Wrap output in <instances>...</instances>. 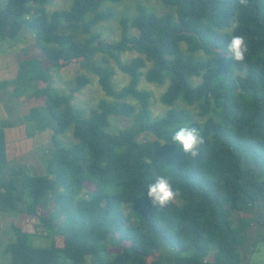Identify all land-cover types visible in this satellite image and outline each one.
Wrapping results in <instances>:
<instances>
[{"label":"trees","instance_id":"obj_1","mask_svg":"<svg viewBox=\"0 0 264 264\" xmlns=\"http://www.w3.org/2000/svg\"><path fill=\"white\" fill-rule=\"evenodd\" d=\"M52 1L6 0V7L32 30L52 65L77 61L111 99H100L85 117L71 95L48 84L37 58L20 62L17 81L39 82L32 95L43 99L54 120V145L45 174L17 167L0 182V210L13 212L16 200L24 199L51 242L35 246L15 229L7 245L12 264H251L245 259L250 220L235 224L232 213L249 216L255 205L264 212V0H157L169 7L160 14L137 5L134 14L119 17L120 37L110 42L93 28L113 19L111 4L121 0H73L70 8L47 15ZM104 1L111 4L102 8ZM237 34L249 48L242 63L226 49ZM127 50L138 55L124 62L120 54ZM109 59L129 76L119 89ZM142 76L167 82L159 97L167 109L158 117L150 109L151 91L138 88ZM89 81L78 74L72 92ZM110 116L132 121L110 133ZM183 125L204 137L195 159L172 144ZM69 126L77 142L65 147L58 136ZM141 133L144 138H137ZM161 174L172 178L180 195L158 211L146 186ZM109 245L119 251L111 253Z\"/></svg>","mask_w":264,"mask_h":264},{"label":"crops","instance_id":"obj_2","mask_svg":"<svg viewBox=\"0 0 264 264\" xmlns=\"http://www.w3.org/2000/svg\"><path fill=\"white\" fill-rule=\"evenodd\" d=\"M33 58L51 68L32 30L17 23L6 0H0V128L4 131L6 152V161L0 163V182L8 180L10 171L17 167L30 175L46 173L47 153L40 148L47 142L53 144L54 120L43 99L32 95L34 89L31 92L26 82L17 81L20 62ZM70 63L73 64L63 66ZM15 229L28 233L35 246L50 236L37 217L27 212L25 200H16L13 212L0 210V264H12L7 245L15 238Z\"/></svg>","mask_w":264,"mask_h":264},{"label":"rangeland","instance_id":"obj_3","mask_svg":"<svg viewBox=\"0 0 264 264\" xmlns=\"http://www.w3.org/2000/svg\"><path fill=\"white\" fill-rule=\"evenodd\" d=\"M73 0H53L50 4L46 5V14L49 15L51 11L55 9H68L70 8ZM108 4H111L108 1L102 3V8ZM113 10H115L113 19L106 21H101L93 28L94 31H99L101 33V39L105 42H110L117 40L120 37V26H119V17L123 14H134L136 12L137 5H144L146 7L152 8L156 12L164 13L169 7L163 5L157 0H121L119 3L111 4ZM136 32V31H135ZM87 34H78L79 38H84ZM138 55L134 50H127L124 53L120 54L122 61L127 62L134 56ZM70 65H51L50 69H47L46 75L48 78V84L54 87L58 92L66 95H71V104L74 108H79L83 111L85 117H88L90 110L96 107L97 102L100 99H111V97L105 95L104 91L98 84L97 76L89 73L86 69L81 68L77 61H72ZM110 65L113 67L115 74L113 76V85L115 88L119 89L122 86L126 85L129 82V76L118 70L117 66L112 59H109ZM78 74H86L89 76L90 81L81 87L78 90L72 92L73 87L76 85L75 77ZM199 79H194V82H198ZM26 82V81H25ZM28 90L33 91L34 88H38V83L26 82ZM167 82L163 85H158L155 83L147 82L144 77H141L140 83L138 85L139 89H147L151 91V105L150 109L152 111L153 117H158L165 112L167 106L162 104L159 100L160 95L166 89ZM128 101L133 102L138 108V102L135 99L129 98ZM176 106L182 107V102L178 101ZM188 108L193 112L197 113V107L194 105H187ZM109 126L107 131L110 133H117L119 130L128 126L131 123V118L124 116L119 117H109ZM137 138H144V133L137 135ZM61 144L65 147L71 146L77 142V139L72 135V126L66 128V130L58 136ZM52 143H48L45 146L40 148L41 151L47 153V158L50 157L52 153ZM85 188L88 190L92 189L91 184L86 183ZM259 205L253 206L249 211V216H246L245 213L236 211L232 213V219L235 224L246 221L250 229V244L252 245L247 254H245L246 261H249L251 264H264V212L262 211ZM51 242V236L44 241L43 243H38L40 246H47ZM61 242V237L59 238V243ZM108 250L111 253L118 252L119 248L113 247L112 245L108 246ZM215 251V247H212L209 259H212V255ZM243 256V254H241ZM241 256V257H242Z\"/></svg>","mask_w":264,"mask_h":264},{"label":"clouds","instance_id":"obj_4","mask_svg":"<svg viewBox=\"0 0 264 264\" xmlns=\"http://www.w3.org/2000/svg\"><path fill=\"white\" fill-rule=\"evenodd\" d=\"M241 4H246L247 0H239ZM227 52L232 60L242 63L246 59L249 51L244 35H233L228 44ZM172 144L176 145L180 151L195 159L200 155L201 146L205 143L204 137L196 127L188 125L179 126L172 134ZM180 191L174 187L172 178L167 175H157L146 186V198L150 204L158 211L169 206L178 196Z\"/></svg>","mask_w":264,"mask_h":264}]
</instances>
